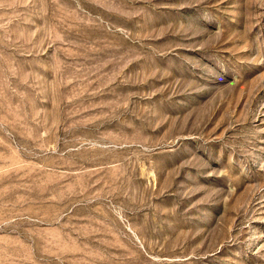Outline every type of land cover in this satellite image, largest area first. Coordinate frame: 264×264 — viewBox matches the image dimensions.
Listing matches in <instances>:
<instances>
[{
  "label": "rangeland",
  "instance_id": "obj_1",
  "mask_svg": "<svg viewBox=\"0 0 264 264\" xmlns=\"http://www.w3.org/2000/svg\"><path fill=\"white\" fill-rule=\"evenodd\" d=\"M0 264H264V0H0Z\"/></svg>",
  "mask_w": 264,
  "mask_h": 264
}]
</instances>
